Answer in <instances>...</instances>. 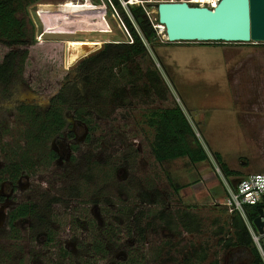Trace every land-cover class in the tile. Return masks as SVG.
I'll return each mask as SVG.
<instances>
[{
	"label": "rangeland",
	"instance_id": "obj_1",
	"mask_svg": "<svg viewBox=\"0 0 264 264\" xmlns=\"http://www.w3.org/2000/svg\"><path fill=\"white\" fill-rule=\"evenodd\" d=\"M117 1L119 8L115 5L112 8L107 0H91L105 9L100 11L92 5L93 10L79 13L76 25L87 32L83 35L55 33L53 27H47L50 33L44 34L46 25L36 14L41 8L84 7L80 6L82 0H40L26 8L24 18L28 40L50 43V50L58 52L55 60L48 62L44 59V50L39 49L37 56L41 60L38 59V65L44 73L53 71L51 66L57 65L65 71L71 70L67 81L75 82L83 101L81 105L67 104L64 108H81L91 114L86 117L88 135L85 142L76 145L73 159L64 162L62 169L55 163L47 166V154L52 150L50 143L31 142L27 146L26 138L36 131L21 115H12V106L13 101L20 98L34 100L43 107L48 100L41 95L33 96L24 85H20L22 78L17 77L11 90L0 94V142L4 144L0 166L15 161L34 166L27 168L29 179H22L15 193L16 200L36 203L38 208L57 200L58 204L52 210L61 215L52 218L55 222H51L55 229H59L60 235L67 230L66 223L70 218L65 216L73 208L86 210L100 227L104 210L108 212L140 204L149 213L144 223L149 221L152 224L144 246L145 254L152 256L162 242L169 240L176 252L172 258H176L179 264L186 258L191 264L194 255L191 253L199 247L207 250L209 261L217 259L220 264H230V252L219 250L218 242L222 235L232 236L229 223L235 210L225 204L232 200L226 184L233 188L239 176L224 178L213 154H219L222 163L239 174L264 173V44L166 43L163 34L159 36L160 43L156 40L152 46L146 45L148 60L137 58L135 64L142 73L147 67L153 69L154 65L162 77L165 91L169 92L166 100H161L162 96L158 95L160 87L151 88L145 77L141 78L138 73L131 75L134 70L129 67L121 72V66H115L110 75V63L100 67L104 68L105 79L115 78L109 81L115 88L111 93H98L101 77L97 79L93 75L92 85L84 86V70L80 64L90 56L74 68L64 67L65 43H132L122 16L133 23L129 12L131 6L123 7ZM145 5L155 17V3ZM105 24L112 29L109 34L98 31ZM71 46L79 52L82 45ZM3 53L0 52V59ZM174 105L179 106L207 153L205 162L192 164L187 158H178L157 163L151 155L152 133L145 125L161 109ZM170 182L181 186L179 191L174 192ZM196 183H202V192L197 193L191 188ZM184 212L196 215L200 226L198 233H186L178 226L179 222H192L190 217L183 215ZM157 213L162 214L160 219L162 217L163 221L158 220ZM27 226L28 223L16 225L18 241L5 239L15 232H1L4 238L0 246L14 259L9 264L16 263L20 247L21 251L28 248L30 233ZM41 234L38 239H42ZM114 250V257L120 255L119 249Z\"/></svg>",
	"mask_w": 264,
	"mask_h": 264
},
{
	"label": "trees",
	"instance_id": "obj_2",
	"mask_svg": "<svg viewBox=\"0 0 264 264\" xmlns=\"http://www.w3.org/2000/svg\"><path fill=\"white\" fill-rule=\"evenodd\" d=\"M40 0H0V52L4 51L0 59V86L6 87L12 85L16 78H22V81L36 94L47 95L55 94L52 99V112L42 115L33 109H20L18 115L25 119V123L31 126L36 133L28 137V144L31 142L49 141L55 134L64 127L63 110L67 104H80L83 101L82 95L77 92L75 82H67L71 70H63L57 65L53 71L44 73L38 65L37 56L39 49L44 50V59L48 62L54 61L55 54L50 50L52 44L45 42H35L28 40L26 34V20L24 14L26 8L38 3ZM127 1V0H124ZM112 4L119 8L117 0H111ZM148 8V5H145ZM129 12L133 23L123 16V23L132 37V43L124 44H105L96 54L84 60L80 66L84 70V86L92 85V77L96 75L100 78L101 87L97 89L98 93H111L115 88L110 85L109 81L115 80L113 76L105 79L103 67L105 63H110V75L113 67L121 66V72L126 71L127 67L134 70L131 75L138 73L140 77H145L151 88H161L158 93L161 100L169 97V92L165 91L164 83L159 72L153 65V69L146 68L145 73L135 64V59L146 58L148 52L146 45L153 44V41H159V36L153 25L157 24V16L154 22L150 21L145 9L141 6H132ZM152 18V16H151ZM136 28H134V26ZM160 43V41H159ZM161 45V44H160ZM96 72V73H95ZM143 74V75H142ZM103 75V77H102ZM60 77V78H59ZM104 78V79H103ZM71 83V84H70ZM127 82V85H131ZM63 86L60 88V86ZM99 84V85H100ZM117 84V81H116ZM160 93H162L160 95ZM101 96V95H100ZM166 98V99H165ZM89 113L84 109H77L74 112L76 119L88 124ZM145 127L152 133L150 141V152L155 162L162 163L172 161L178 158H187L190 163L197 164L205 162L208 159L207 153L198 142L190 128L188 122L183 116L179 106L161 109L160 112L150 118ZM215 162L219 167L224 178L238 177L240 174L231 171L222 163L221 156L213 154ZM53 152L47 154L48 163L55 159ZM49 164V165H50ZM31 167V166H30ZM33 168V166H32ZM22 167L15 164L13 171L19 174ZM173 191H179V187L170 182ZM53 204L49 205L48 218L57 219L61 214H55L52 207L57 205V200L53 199ZM143 205V204H142ZM154 205V204H152ZM101 207V205L99 206ZM264 207L244 206L243 210L246 219L252 223L258 216V210ZM103 211L102 225L97 226L94 219L86 211L73 208L65 217L70 218L66 223L67 230L63 234H54L51 227L46 225L44 228L48 231L44 241V246L38 247L37 253L38 264H179L176 258H172L176 252L172 250L173 244L166 240L162 242L160 248L155 250L152 256L144 253V246L147 244L148 232L152 224L144 220L148 219L149 213L140 204H134L129 208L119 210L110 209L108 212ZM32 215L35 221L42 224L41 214L38 206L26 203L18 206L11 214V220H17L20 217ZM158 214V220L163 221L162 214ZM108 217L106 218V216ZM190 217L191 223L179 222L178 226L186 233H198L200 231L199 222L196 215L183 213ZM121 219V220H120ZM230 229L233 231L232 236L222 235L219 239V250L230 252V264H262L259 255L252 243L245 222L238 212L230 218ZM11 225V224H10ZM121 226L123 228L121 229ZM40 227V226H39ZM14 228V226H12ZM77 244L75 255L68 252L65 248V239L69 238ZM165 249H162V247ZM195 246H191L194 248ZM32 245L31 251L36 250ZM120 250V255L115 256V250ZM149 253V252H148ZM33 254V253H31ZM191 264H220L217 259H208L207 250L199 247L191 253ZM171 255V256H170ZM190 255V256H191ZM175 256V255H174ZM39 257V258H38ZM114 257V258H113ZM39 260V261H38ZM10 261V255L6 263ZM189 258L182 259V264H188ZM30 262V264H35Z\"/></svg>",
	"mask_w": 264,
	"mask_h": 264
},
{
	"label": "water",
	"instance_id": "obj_3",
	"mask_svg": "<svg viewBox=\"0 0 264 264\" xmlns=\"http://www.w3.org/2000/svg\"><path fill=\"white\" fill-rule=\"evenodd\" d=\"M154 8L167 43L264 44V0H219L213 9L185 2H159ZM105 44L109 43L88 49L71 64L67 63L65 46L64 67H76ZM261 218L262 209H259L252 222L258 232L262 231Z\"/></svg>",
	"mask_w": 264,
	"mask_h": 264
},
{
	"label": "flooded vegetation",
	"instance_id": "obj_4",
	"mask_svg": "<svg viewBox=\"0 0 264 264\" xmlns=\"http://www.w3.org/2000/svg\"><path fill=\"white\" fill-rule=\"evenodd\" d=\"M68 82V81H67ZM13 85V84H12ZM12 85L1 87L0 86V94L7 93L11 90L10 87ZM25 88L34 96L36 95L35 92H33L24 82L22 84ZM63 86V84L60 86V88ZM55 94H57V91L50 94L41 95V97H45L48 100V104L43 107L41 105L35 104L34 100H29L26 98H20L16 100V102L13 101L14 105L12 106V110L14 113L12 115L14 116L15 113H18L20 109H33L34 111L39 112L42 115H47L50 112H52V99L54 98ZM1 96V95H0ZM38 96V94H37ZM75 109L72 108L71 110L69 107L64 108L62 114L64 119V127L59 131V133L55 134L54 137H52L49 141H46V143H50L52 150H49V152H53L56 156L55 159L51 162L55 163L57 167H61L63 163H67L70 160L73 159V152L77 148L76 145H78L80 142H85L87 135H88V129L83 121H80L74 117ZM81 131V133H80ZM28 139L26 138V144H28ZM25 144V146H26ZM2 145L0 142V152L2 151ZM48 158L46 160V163L49 166L50 162L48 163ZM23 162V161H22ZM19 164L22 167V170L19 172V174H15L13 171L14 165ZM50 164V165H51ZM31 166V167H30ZM34 167V166H33ZM59 167V168H60ZM27 168L32 169L31 164H27V162H12L10 164H4L0 166V241L3 240V235L1 236L2 230H7L8 234L11 232L13 235L10 237H5L8 241H18L19 240V232L15 227L18 225V223H28V226L26 228L27 232L30 233L29 242H28V248L26 251L19 248V257L17 258V261L15 264H30V262H37V253L38 247L44 246V241L47 237V230L44 228L45 224L51 227V231L54 234L59 233L58 228H54L52 225V222L55 220H50L48 218V208L49 205L53 204L52 202L45 206L44 208H38L40 210L42 224L38 221H35L32 215H27L25 217H20L17 220L12 221L11 220V214L15 209L22 205V204H28L31 202H23V201H17V196L15 195L16 191L18 190V187L21 186L22 179H25L28 181V175L26 174ZM62 169V167H61ZM36 205V203H31ZM75 205V204H74ZM52 221V222H51ZM53 222V223H54ZM11 224V225H10ZM14 226V228H12ZM40 226V227H39ZM6 228V229H3ZM17 230V231H16ZM39 233H42V239H38L40 237ZM1 245V244H0ZM32 245H35L37 248L33 252L31 251ZM19 247V246H17ZM65 248L68 250L69 253L75 255L77 252V244L72 241L69 238L65 239ZM33 253V254H31ZM10 254H7L4 252V247L0 246V264H7V257ZM39 258V257H38ZM13 258L10 255V261L13 262ZM39 261V260H38ZM9 264V263H8Z\"/></svg>",
	"mask_w": 264,
	"mask_h": 264
},
{
	"label": "built area",
	"instance_id": "obj_5",
	"mask_svg": "<svg viewBox=\"0 0 264 264\" xmlns=\"http://www.w3.org/2000/svg\"><path fill=\"white\" fill-rule=\"evenodd\" d=\"M110 6L113 8V4L111 0H107ZM123 7L129 6H141L145 9L147 16H149L150 21L154 22L156 19L152 16V13L149 12L147 8H145V4L150 3L147 0H119ZM92 3L91 0H82L81 3ZM162 2H185L189 5H194L198 7H206L208 9H213L219 0H206L204 2L199 3H191L190 0H163ZM94 7L104 8V6H98L93 4ZM152 16V18H151ZM157 16V15H156ZM161 26L157 23L153 25V28L156 30L157 35H163L164 30L159 29ZM166 42V39L164 38ZM167 43V42H166ZM227 190L232 198V200L226 201V205L229 206L235 212H238L239 215L245 222L246 228L249 232L252 243L259 255V258L264 264V207H262V218L263 222L262 231L258 232L254 227L253 223H247V219L243 210L244 206H259L264 205V173H240L238 179L232 185L233 188H230L229 185L226 184ZM247 220V221H246Z\"/></svg>",
	"mask_w": 264,
	"mask_h": 264
},
{
	"label": "bare ground",
	"instance_id": "obj_6",
	"mask_svg": "<svg viewBox=\"0 0 264 264\" xmlns=\"http://www.w3.org/2000/svg\"><path fill=\"white\" fill-rule=\"evenodd\" d=\"M147 1L157 4L159 2H162L163 0H159V1L158 0H147ZM204 1L206 0H190L191 3H199V2H204ZM92 5L93 3L87 2L86 4L82 3V5H80L84 7L75 6L73 9L65 8V7L63 8L62 7L41 8V9L36 10V14L41 20V22L46 25L45 27L46 29L47 27H53L54 30L57 31L55 33H61V34H68V33L77 34L78 33V34L83 35V34H86L87 32H85L82 28L76 25V18L78 17L81 11L90 10V9L93 10L94 5L93 6ZM102 10H104V8H100V11ZM159 29L164 30V27L161 26ZM98 31L104 32L105 34H109L110 32H112V29L110 28V26L108 27L105 24V26L104 25L100 26V29ZM48 33H50L48 29L44 31V34H48ZM76 43L78 45H82L79 48V52H76L75 49L73 48L74 46H71L72 44H76ZM76 43H74L73 41H68L66 43L68 64H71L72 62L83 57L85 52L88 49L100 46L99 43H94L95 46L94 45H83V44H86L84 42H76Z\"/></svg>",
	"mask_w": 264,
	"mask_h": 264
},
{
	"label": "crops",
	"instance_id": "obj_7",
	"mask_svg": "<svg viewBox=\"0 0 264 264\" xmlns=\"http://www.w3.org/2000/svg\"><path fill=\"white\" fill-rule=\"evenodd\" d=\"M192 189L196 190L198 192L203 191V185L202 183H196L195 185L191 186Z\"/></svg>",
	"mask_w": 264,
	"mask_h": 264
}]
</instances>
